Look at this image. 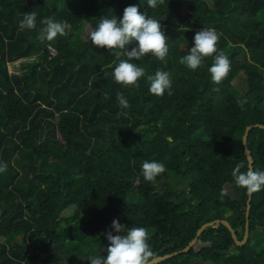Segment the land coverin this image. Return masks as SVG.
<instances>
[{
	"label": "trees",
	"instance_id": "16d2710c",
	"mask_svg": "<svg viewBox=\"0 0 264 264\" xmlns=\"http://www.w3.org/2000/svg\"><path fill=\"white\" fill-rule=\"evenodd\" d=\"M211 1L165 0L152 9L147 0H0V163L8 166L0 173V264H90L107 256L115 219L147 228L156 257L183 250L216 220L244 239L249 194L232 171L241 162L242 172L249 168L246 128L264 125V0ZM130 5L161 22L169 51L164 61H131L145 76L126 87L104 75L118 59L93 46L90 33ZM33 11L36 28L19 30ZM46 18L66 21L67 34L41 42ZM204 28L219 34L217 49L230 60L219 85L208 71L214 57L196 70L179 62ZM157 70L170 73L172 95L149 93L147 76ZM248 149L254 170L264 171V130H251ZM145 161L166 171L146 182ZM160 264H264V188L252 194L244 246L220 225Z\"/></svg>",
	"mask_w": 264,
	"mask_h": 264
},
{
	"label": "clouds",
	"instance_id": "9594fccd",
	"mask_svg": "<svg viewBox=\"0 0 264 264\" xmlns=\"http://www.w3.org/2000/svg\"><path fill=\"white\" fill-rule=\"evenodd\" d=\"M152 9L164 5L165 0H147ZM36 13L23 14L19 23V30H32L36 28ZM45 25L40 30L38 39L41 42H51L58 35H66L69 27L66 21H56L54 18L42 20ZM219 34L214 29L204 28L194 36V46L189 53L180 58V63L190 70L200 67L206 57H214L212 66L208 69L213 84L219 85L230 71L228 56L217 49ZM167 39L160 21L141 14L138 6L130 5L124 9L122 19L104 17L98 26L90 33L93 46L106 48L118 59L114 71L109 74L104 69V75H111L114 81L124 86H134L137 81L145 76V70L131 61H140L148 55L155 56L164 61L168 54ZM135 43L129 51L127 46ZM121 56L127 57L120 59ZM150 84L149 93L162 97L167 90L172 95L170 73L157 70L154 75L147 76ZM213 91H218L214 88ZM118 104L122 109L130 105L122 93L117 94ZM127 115V113H118ZM171 139V138H169ZM7 163H0V173L7 171ZM243 162L238 163L232 171L235 185L243 188L251 195L264 188V171L253 170L251 167L242 172ZM166 169L161 163L145 161L142 164L141 175L146 182H154ZM224 193H221L223 196ZM113 230L116 235H113ZM109 245L106 249L107 256H91L90 264H155L156 253L149 244V233L145 227H130L125 229L118 219L113 220L111 230L105 233Z\"/></svg>",
	"mask_w": 264,
	"mask_h": 264
},
{
	"label": "water",
	"instance_id": "95a60500",
	"mask_svg": "<svg viewBox=\"0 0 264 264\" xmlns=\"http://www.w3.org/2000/svg\"><path fill=\"white\" fill-rule=\"evenodd\" d=\"M253 129L264 130V125L263 124H255V125H252V126H248L246 128L245 134L243 136L244 153H245V156H246L247 161H248V167H251L254 170V166H253L254 165V160H253L251 151L248 149V137H249V134H250L251 130H253ZM252 194L249 195V199H248V202H247L245 236H244V239L242 241L238 240L234 229L232 228L231 224L228 221H226V220H216V221L204 224L198 230L195 238L183 250H180V251H177V252H174L172 254L165 255V256L157 257L156 261H155V264H160V263L165 262V261H167L169 259H172V258L177 257L179 255L186 254V253L190 252L195 247V245L198 242L199 237L201 236V234L205 230H207L208 228H212V227L213 228H218L220 225H224V226H226L228 228V230L232 234L233 240L235 241V243L238 246H244L247 243V241L249 239V235H250V214H251Z\"/></svg>",
	"mask_w": 264,
	"mask_h": 264
},
{
	"label": "rangeland",
	"instance_id": "374dc122",
	"mask_svg": "<svg viewBox=\"0 0 264 264\" xmlns=\"http://www.w3.org/2000/svg\"><path fill=\"white\" fill-rule=\"evenodd\" d=\"M209 3L212 5V1L211 0H209ZM89 32H87V34H88ZM189 40V39H188ZM192 47V45H191V42L189 41V43L188 44H185L183 47H182V51L185 53V54H187L188 52H189V50H190V48ZM16 68L14 67V66H10L9 67V73H11V74H19L20 73V71H16L15 70ZM235 86L240 90V91H242V92H245V91H247V85L245 84V82L239 77V78H237L236 80H235ZM70 215L71 214V212L70 211H67V212H65V215Z\"/></svg>",
	"mask_w": 264,
	"mask_h": 264
},
{
	"label": "built area",
	"instance_id": "2783aa9c",
	"mask_svg": "<svg viewBox=\"0 0 264 264\" xmlns=\"http://www.w3.org/2000/svg\"><path fill=\"white\" fill-rule=\"evenodd\" d=\"M54 54H55V51L53 50ZM22 61H28V59H25V60H22ZM22 61H18V62H15L14 63V66L18 67L19 64L22 62Z\"/></svg>",
	"mask_w": 264,
	"mask_h": 264
}]
</instances>
